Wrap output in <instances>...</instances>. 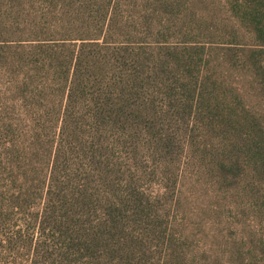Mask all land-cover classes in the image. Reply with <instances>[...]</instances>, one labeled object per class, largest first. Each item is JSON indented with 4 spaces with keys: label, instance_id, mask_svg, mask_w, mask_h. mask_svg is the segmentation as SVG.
<instances>
[{
    "label": "trees",
    "instance_id": "obj_1",
    "mask_svg": "<svg viewBox=\"0 0 264 264\" xmlns=\"http://www.w3.org/2000/svg\"><path fill=\"white\" fill-rule=\"evenodd\" d=\"M0 264H264V0H0Z\"/></svg>",
    "mask_w": 264,
    "mask_h": 264
}]
</instances>
